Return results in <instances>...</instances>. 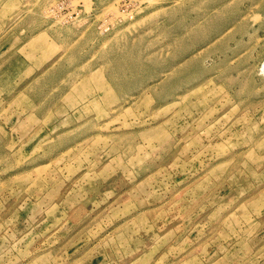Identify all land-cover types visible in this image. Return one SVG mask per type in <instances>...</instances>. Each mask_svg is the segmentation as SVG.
<instances>
[{
  "label": "rangeland",
  "instance_id": "obj_1",
  "mask_svg": "<svg viewBox=\"0 0 264 264\" xmlns=\"http://www.w3.org/2000/svg\"><path fill=\"white\" fill-rule=\"evenodd\" d=\"M91 1L0 0V264H264V0H96L101 30L173 11L112 112L49 95V19Z\"/></svg>",
  "mask_w": 264,
  "mask_h": 264
},
{
  "label": "crops",
  "instance_id": "obj_2",
  "mask_svg": "<svg viewBox=\"0 0 264 264\" xmlns=\"http://www.w3.org/2000/svg\"><path fill=\"white\" fill-rule=\"evenodd\" d=\"M144 4L145 2H130L125 9ZM147 4L144 6L145 13L135 17L127 16L124 19L113 17L110 13L107 19L109 28L106 31L101 30L102 18L96 19L105 6L96 0L91 1L88 11L85 4L81 3L78 19L81 23L78 26L72 22L58 23L57 17L49 19L52 25L46 27L48 56L45 67L46 73H56L52 85L49 86L53 92H49V95L59 90L58 96L65 107H93L112 112L114 108L128 104L141 90L152 88L151 83L157 81L159 72H162L158 70L156 60L161 32L159 25H174V20L167 19L173 15V11L167 17H156L153 14L166 8L161 1ZM141 20H145V25L138 27L137 23ZM130 33L135 35L131 37ZM169 33L171 35L167 33L169 38L163 47L166 51L171 48L168 42L173 40L172 30ZM152 35L153 37H149ZM152 58L154 64L150 72L145 67L147 63L149 66ZM136 65L141 67L135 68ZM144 95L154 96V93L147 91L142 93ZM171 96L173 95L168 97ZM3 106L4 101L0 97V118L16 123L17 116L12 112L14 108ZM5 127V123L1 124L0 131H4Z\"/></svg>",
  "mask_w": 264,
  "mask_h": 264
},
{
  "label": "built area",
  "instance_id": "obj_3",
  "mask_svg": "<svg viewBox=\"0 0 264 264\" xmlns=\"http://www.w3.org/2000/svg\"><path fill=\"white\" fill-rule=\"evenodd\" d=\"M65 4H67V2H66ZM65 4H64L63 2H62V3H58V4L56 5V7H58L59 9H62V8L64 7ZM62 17H63V16H62ZM63 18H64V17H63ZM108 28H109V26L107 25L106 27L103 28V31L108 30Z\"/></svg>",
  "mask_w": 264,
  "mask_h": 264
},
{
  "label": "bare ground",
  "instance_id": "obj_4",
  "mask_svg": "<svg viewBox=\"0 0 264 264\" xmlns=\"http://www.w3.org/2000/svg\"><path fill=\"white\" fill-rule=\"evenodd\" d=\"M182 34V33H181Z\"/></svg>",
  "mask_w": 264,
  "mask_h": 264
}]
</instances>
